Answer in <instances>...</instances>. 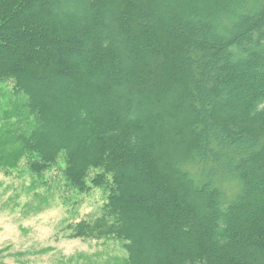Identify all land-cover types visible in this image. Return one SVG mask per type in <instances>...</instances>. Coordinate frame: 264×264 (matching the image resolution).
I'll use <instances>...</instances> for the list:
<instances>
[{"label": "trees", "instance_id": "trees-1", "mask_svg": "<svg viewBox=\"0 0 264 264\" xmlns=\"http://www.w3.org/2000/svg\"><path fill=\"white\" fill-rule=\"evenodd\" d=\"M0 96V172L106 197L65 237L264 264V0H0Z\"/></svg>", "mask_w": 264, "mask_h": 264}, {"label": "rangeland", "instance_id": "rangeland-1", "mask_svg": "<svg viewBox=\"0 0 264 264\" xmlns=\"http://www.w3.org/2000/svg\"><path fill=\"white\" fill-rule=\"evenodd\" d=\"M8 97L0 96V115ZM4 106V107H3ZM2 119L0 116V126ZM46 181V182H44ZM101 189L79 193L59 170L34 175L23 160L0 172V248L7 264H113L125 255L114 240L67 238L61 230L68 220L99 210Z\"/></svg>", "mask_w": 264, "mask_h": 264}]
</instances>
